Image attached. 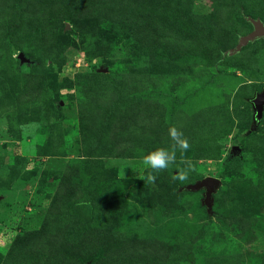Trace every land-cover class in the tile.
<instances>
[{
	"label": "rangeland",
	"instance_id": "obj_1",
	"mask_svg": "<svg viewBox=\"0 0 264 264\" xmlns=\"http://www.w3.org/2000/svg\"><path fill=\"white\" fill-rule=\"evenodd\" d=\"M247 18L264 0H0V264H264Z\"/></svg>",
	"mask_w": 264,
	"mask_h": 264
},
{
	"label": "water",
	"instance_id": "obj_2",
	"mask_svg": "<svg viewBox=\"0 0 264 264\" xmlns=\"http://www.w3.org/2000/svg\"><path fill=\"white\" fill-rule=\"evenodd\" d=\"M247 21L252 26V31L244 36L239 37L237 45L234 49L230 50L229 53H235L239 51L249 42H253L257 39L264 38V24L258 19L247 18ZM19 59L25 61L22 54H19ZM252 109H253V123L257 124L260 122L263 110H264V87L260 92L255 93L254 97L250 100ZM231 153L238 154L239 147L233 146L231 148ZM219 182L217 179L209 177L205 178L195 184L188 185L184 187L186 191H199L203 189V199L202 202L207 209L211 206L212 194L215 191V188L218 186Z\"/></svg>",
	"mask_w": 264,
	"mask_h": 264
},
{
	"label": "clouds",
	"instance_id": "obj_3",
	"mask_svg": "<svg viewBox=\"0 0 264 264\" xmlns=\"http://www.w3.org/2000/svg\"><path fill=\"white\" fill-rule=\"evenodd\" d=\"M169 135L174 140L177 141V147L181 150H187L189 145L186 140H179V133L175 128L169 129ZM176 160L175 151H169L166 148L160 147L148 151L143 155L140 163L147 169H151L152 172H156L162 169H166ZM186 172L182 174L181 179L185 178ZM156 177L151 172L147 176V180L150 182L155 181Z\"/></svg>",
	"mask_w": 264,
	"mask_h": 264
}]
</instances>
